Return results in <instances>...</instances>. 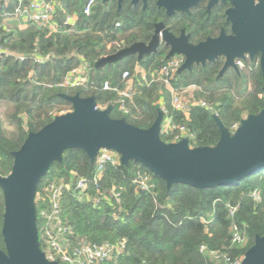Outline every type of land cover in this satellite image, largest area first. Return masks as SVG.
Segmentation results:
<instances>
[{"label":"trees","instance_id":"16d2710c","mask_svg":"<svg viewBox=\"0 0 264 264\" xmlns=\"http://www.w3.org/2000/svg\"><path fill=\"white\" fill-rule=\"evenodd\" d=\"M11 0L8 7L0 1V45L25 58L0 60V177H7L13 168V153L19 151L30 133H37L55 117L73 110L63 95L81 98L95 97L99 109L113 106L110 117L125 119L140 129L150 128L157 119V105L165 109L178 128L186 130L191 148L215 147L220 140V129L210 111L190 105L188 117L172 106V97L164 81L142 84L137 67L148 75L160 70L168 49L145 58L139 66L134 56L126 65L108 64L100 69L90 68L85 74L87 83L77 88H62L65 77L84 64H96L101 58L131 47L148 43L154 24L165 15L151 2L146 10L136 7L132 0H124L119 10L116 1L103 0L91 15L84 14L87 0H60L54 23L57 31L47 26L30 25L26 29L7 32L2 16L18 5ZM50 1V0H48ZM57 2V1H56ZM27 4V0L24 2ZM77 16L74 27L66 25L69 16ZM109 45L111 47L109 48ZM120 46V47H119ZM36 57L46 62L37 64ZM194 67L192 72L177 74L171 81L175 89L195 87V101L204 102L215 111L224 126L233 131L249 115L264 108V79L260 67L251 65L239 75L228 72L218 78L219 67ZM129 72L136 93L133 102L126 100V111L121 110L120 91ZM111 87L104 90V84ZM180 136L177 129L162 133L163 142L174 143ZM97 161L92 162L81 149L63 154L61 163H52L41 179L36 196L47 198L45 187L53 182L74 184L75 179H88L86 193L64 191L60 200L61 218L78 239L89 243H117L126 240L124 255L107 264H220L211 252L233 261L242 259L255 243L256 236L264 237V169L245 179L224 186L197 189L189 185L167 184L141 164L130 161L125 166L106 165L102 179L95 184ZM148 172L152 188L144 191L136 183L141 173ZM76 175V178L73 177ZM257 191L259 200L252 194ZM120 193V199L114 193ZM83 196V199L79 198ZM36 201L37 215L44 208ZM229 207H236L232 217ZM46 208V207H45ZM5 203L0 189V249L5 250L2 228ZM236 224L247 239L243 247L232 244L231 227ZM37 226L40 232L41 221ZM41 249L44 245L40 240ZM206 248V253L200 252Z\"/></svg>","mask_w":264,"mask_h":264},{"label":"water","instance_id":"95a60500","mask_svg":"<svg viewBox=\"0 0 264 264\" xmlns=\"http://www.w3.org/2000/svg\"><path fill=\"white\" fill-rule=\"evenodd\" d=\"M110 1L103 0V3ZM139 1L132 0V3ZM142 1L146 6L148 0ZM122 2L118 0L119 10ZM194 3L192 0H158L157 5L165 8L167 15L171 16L175 12L187 11ZM229 14L233 24L231 37L222 34L219 39L193 46L184 35L175 38L164 30L163 24H159L149 45L135 44L86 66L100 69L137 53L140 63L143 55L157 51L162 35L163 42L170 47L167 58H185L179 75L191 70L193 64L205 66L218 57L226 59L221 75L228 68L239 71L236 59L244 60L247 54L253 57L261 53L260 67L264 79V0L259 6L251 5V10L248 2L241 0L237 9ZM62 98L72 104L73 110L58 115L41 131L30 133L21 149L13 153L11 173L0 177L5 203L2 228L5 250L0 249V264H58L49 261L41 249L35 200L41 179L49 172L52 163L63 161V154L68 150L81 149L92 162L102 150L113 151L120 156L122 165L127 166L130 161L141 164L165 181L168 189L175 184L197 189L215 188L237 183L264 169V108L243 119L232 132L215 111L210 110L220 129V140L215 147L191 148L187 137L177 143L162 141L164 112L161 105H157L158 116L154 124L148 129H140L125 119H112L113 106L99 109L95 97L63 95ZM241 264H264V237L256 236Z\"/></svg>","mask_w":264,"mask_h":264},{"label":"built area","instance_id":"2783aa9c","mask_svg":"<svg viewBox=\"0 0 264 264\" xmlns=\"http://www.w3.org/2000/svg\"><path fill=\"white\" fill-rule=\"evenodd\" d=\"M4 2V6L8 7L11 0H0ZM26 0H18V5L14 11L10 13H5L2 16V26L7 32L12 29L23 30L30 25H41L47 26L51 31H57L58 27L54 23V16L57 11L56 0H27V4L24 2ZM98 0H87L84 7V14L91 15L93 9L97 6ZM66 25L74 27L75 21L74 16H69L66 19ZM111 45H109V48ZM120 47V46H119ZM3 57H13L19 61H24L25 58L19 54L12 53L7 49H4L0 45V60ZM35 61L37 64H44L46 61L43 58L36 57ZM238 67H242V62L239 60L237 62ZM86 64L81 65L79 68L75 69L69 73L60 87L62 88H77L86 85L87 79L85 74L89 72ZM180 69V62L177 59L169 61L160 70L152 72L148 75L143 69L137 67V73L141 75L143 82L140 85L147 84L150 85L156 81H164L166 89L172 97V106L188 117V107L190 105H197L207 108L209 111L213 110L212 107L204 102L198 103L194 99L189 102H184L183 98L187 89H175L172 87L171 81L176 77ZM123 80L125 81L123 89L120 91V96L122 97L121 110L126 111V100L130 103L133 102V97L136 93L135 87L133 85V79L129 72L123 74ZM111 89L108 83L104 84V90L109 91ZM164 112V122L162 124V133H168L175 130L180 131V136L176 137L174 143H177L186 136V130L184 128H178L173 123V118L170 117L165 109ZM238 127V126H237ZM237 127L233 128V131ZM97 170L95 176V184L102 179L103 173L106 169V165H118L121 163L120 156L113 151L102 150L97 158ZM76 178V175L73 174ZM136 183L141 187L142 190L148 191L152 188L151 177L148 172L141 173L136 180ZM90 182L88 179L78 178L75 179L74 184L65 183L63 181L53 182L45 187V192L47 193V198L42 196H36V201L38 203H43L45 205L37 215L40 217L41 226L39 233V240L42 241L44 245V250H42L49 261L58 262V264H107L119 257L124 255L126 250L127 242L126 240H121L117 243H89L83 239H78L72 228L62 221L61 210H60V200L64 191L73 190L80 193H86ZM255 200H259V194L255 191L252 194ZM114 198L119 201L120 193L115 192ZM83 199V196L79 198ZM236 207H229L230 215L233 217L236 213ZM232 233V244L238 246H245L247 244V239L241 234L238 226L233 224L231 227ZM200 252L202 254L206 253V248L202 247ZM212 259L220 264H241L242 259L233 261L227 256H223L219 253L211 252Z\"/></svg>","mask_w":264,"mask_h":264},{"label":"flooded vegetation","instance_id":"af4514ba","mask_svg":"<svg viewBox=\"0 0 264 264\" xmlns=\"http://www.w3.org/2000/svg\"><path fill=\"white\" fill-rule=\"evenodd\" d=\"M115 1L119 8L118 0ZM192 1H195V3L192 6H189L187 11L175 12L171 16L167 15V11L165 8L158 7L157 5L158 0H148L146 6L144 5L142 0H140L137 4L132 3L134 6L136 7L140 6L142 10H146L148 7V3L151 2L157 7L159 11H163L165 15L164 18L165 22L159 21L153 25L154 33L152 35L151 40L147 44L142 42L136 44L149 45L155 36L156 27L159 24H163L164 30H167L175 38H180L182 35H184V37L188 38L189 44L193 46H197L201 43L206 42L207 40L219 39L222 34H224L227 37L233 36V24L229 20V15H230L229 12L230 13L231 11L234 12L237 9V4H239L241 0H192ZM244 1L248 2L249 10H251V5L256 7L261 4V0H254L253 2H251V0H244ZM162 33L163 30L161 31V34ZM165 49H168V55H169L170 47H168L165 44V42H163L161 35L160 44L157 51L151 55H143L140 63L145 58L153 57L154 55H157L159 52ZM168 55L166 56L165 59L166 60L177 59L180 62V67L185 63V58L183 56H176L174 58L168 59L167 58ZM139 56H140L139 53L134 55V57H136L137 59V66L140 65ZM261 57H262L261 53H258L253 57L247 54L244 60L236 59L235 60L236 66L239 60L242 62V67L237 66L239 71H236L233 68H228L222 75L221 72L226 62V59L224 57H218L217 59H215L214 62H207L205 66L193 64L191 66V70H187V71L192 72L194 67L205 68L209 64L217 63L218 65L217 67H219L218 78L224 77L230 71L235 72L239 75L242 71H245V69L251 65H254L255 67H260Z\"/></svg>","mask_w":264,"mask_h":264},{"label":"rangeland","instance_id":"374dc122","mask_svg":"<svg viewBox=\"0 0 264 264\" xmlns=\"http://www.w3.org/2000/svg\"><path fill=\"white\" fill-rule=\"evenodd\" d=\"M98 3H101V0H98ZM129 58H126L124 59L123 61L119 62L120 63V66H124L126 65V62L128 61ZM196 91L195 87H190V89H187L186 90V93L184 95V98H183V101L184 102H189V101H192L193 99L195 100V97H194V92ZM62 115V114H61Z\"/></svg>","mask_w":264,"mask_h":264},{"label":"crops","instance_id":"0c3cea01","mask_svg":"<svg viewBox=\"0 0 264 264\" xmlns=\"http://www.w3.org/2000/svg\"><path fill=\"white\" fill-rule=\"evenodd\" d=\"M74 16V21H75V23H76V21H77V16L76 15H73Z\"/></svg>","mask_w":264,"mask_h":264}]
</instances>
